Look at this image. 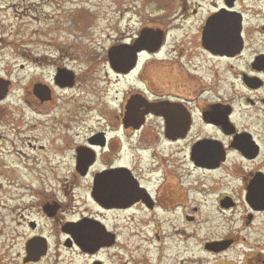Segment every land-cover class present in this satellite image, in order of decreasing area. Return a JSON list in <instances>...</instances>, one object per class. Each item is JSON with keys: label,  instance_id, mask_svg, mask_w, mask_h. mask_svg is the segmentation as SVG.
Here are the masks:
<instances>
[{"label": "flooded vegetation", "instance_id": "1", "mask_svg": "<svg viewBox=\"0 0 264 264\" xmlns=\"http://www.w3.org/2000/svg\"><path fill=\"white\" fill-rule=\"evenodd\" d=\"M175 5L173 26L145 28L112 47L105 76L90 75L93 65L80 76L59 66L48 84L35 81L18 98L46 107L43 113L33 108L29 124L0 120V144L33 160L35 186L21 189L36 197L31 210L39 222L25 221L32 231L26 244L46 240L43 261L54 241L57 256L62 249L92 257L91 264H116L118 214L132 212L126 221L144 225L136 216L142 211L173 234L157 264H199L197 248L213 264H264V0ZM143 32L149 38L137 45ZM60 73L71 79L58 82ZM2 78L0 106L12 89ZM112 86L122 92L117 108L105 100ZM158 231L161 244L168 236ZM180 243L187 245L183 262Z\"/></svg>", "mask_w": 264, "mask_h": 264}, {"label": "rangeland", "instance_id": "2", "mask_svg": "<svg viewBox=\"0 0 264 264\" xmlns=\"http://www.w3.org/2000/svg\"><path fill=\"white\" fill-rule=\"evenodd\" d=\"M175 3L176 0H0V78L11 82L12 86L9 101L0 106V120L29 124L34 119L33 108H38L43 113L46 107L33 101H28L31 106L24 105L18 98H25L35 81L48 84L56 76V68L59 66L75 71L80 76L93 65L95 67H91L90 75L105 76L109 69L105 61L112 47L135 37L145 28L167 27L171 23L173 26ZM196 26L197 24L193 25ZM172 39L176 37L173 36ZM125 86L126 83H122L116 89H125ZM114 87L105 98L110 108H117L122 102V92H114ZM69 93L73 92H67ZM22 150V147L18 148V151ZM9 151L14 152L10 145L0 144V264H24L26 239L32 232L25 221L37 220L31 210V204L35 205L37 199L31 190L21 188L24 185L35 186V176L32 174L34 164L32 159L18 157ZM123 159L127 162L126 157ZM146 159V156H142L143 166ZM138 160L136 157V161ZM14 164L20 169L13 168ZM9 168L14 172L8 171ZM3 171H8L7 178L2 174ZM11 177L14 178L11 180ZM9 181H15L20 186L12 187L8 184ZM19 193H24L22 198ZM24 207H30L25 220L19 216L20 209ZM23 212H26L25 209ZM131 214L132 212L118 214L121 237L118 249L112 250L110 255L118 253L116 264H128L131 261L133 263L129 264H141L149 259L152 264L160 252L159 247L161 249L165 241L174 240L169 237L173 235L172 231L169 225L161 226L150 221L142 211H136V216L137 220L142 221L140 224L144 225L130 222L129 219L126 221L131 218ZM48 230L47 228L46 231ZM158 230L162 237L168 236L166 239L163 237L161 244L154 239V232ZM227 231L231 229L228 228ZM146 237L148 239L144 240ZM180 245L181 258H178V262H183L188 258L185 253L187 245ZM250 245L254 246L252 243ZM55 247L56 243L53 241L48 257L33 264L92 263V257L68 250L61 249V256H57ZM242 247L241 245L240 251ZM237 251L238 249L231 251L229 255L234 261H238ZM173 254L175 250L167 255L173 257ZM193 257L198 259L199 264H213L214 261L211 257H204L199 248L195 250ZM163 261L169 262L165 258ZM112 262L115 263L114 260Z\"/></svg>", "mask_w": 264, "mask_h": 264}, {"label": "water", "instance_id": "3", "mask_svg": "<svg viewBox=\"0 0 264 264\" xmlns=\"http://www.w3.org/2000/svg\"><path fill=\"white\" fill-rule=\"evenodd\" d=\"M213 22H208L207 27H210L212 25ZM146 31V30H144ZM149 31V30H147ZM155 37V38H154ZM149 38V36L146 34V32H143L141 39L137 42V45H142L146 42V40ZM151 38L154 39V42L159 44L162 41V37L161 36H151ZM120 53H122L121 50H119ZM117 54V51L114 50H110L109 52V57L110 59L114 58V55ZM71 78L69 77H64L62 73L59 74V78H58V82H65L67 80H70ZM2 86V87H1ZM0 88H3V85H0ZM5 89V87H4ZM6 90V89H5ZM43 90V89H42ZM85 238L83 236L79 237V240L77 241V243L84 248L85 244H88V241H84ZM42 241V242H41ZM36 240V239H32L30 240L27 244H26V253L27 256L24 259V263L28 264V263H38L42 260L43 257H45L48 253V243L46 242V240Z\"/></svg>", "mask_w": 264, "mask_h": 264}, {"label": "bare ground", "instance_id": "4", "mask_svg": "<svg viewBox=\"0 0 264 264\" xmlns=\"http://www.w3.org/2000/svg\"><path fill=\"white\" fill-rule=\"evenodd\" d=\"M36 61V60H35ZM37 62V61H36ZM38 67H40L39 65H38Z\"/></svg>", "mask_w": 264, "mask_h": 264}]
</instances>
